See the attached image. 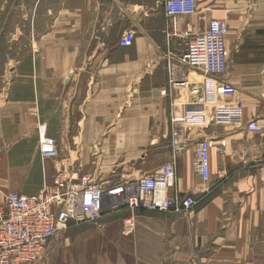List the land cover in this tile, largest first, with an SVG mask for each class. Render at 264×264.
I'll return each mask as SVG.
<instances>
[{"label": "crops", "instance_id": "0c3cea01", "mask_svg": "<svg viewBox=\"0 0 264 264\" xmlns=\"http://www.w3.org/2000/svg\"><path fill=\"white\" fill-rule=\"evenodd\" d=\"M164 1L31 0L32 41L0 88V215L6 195L40 193L62 166L138 178L174 160L175 190L197 205L188 215L138 211L127 254L137 264H264L261 136L215 124L174 132L171 118L192 103L188 87L203 75L188 72L189 85L177 90L167 70L184 53L186 32L223 21L222 81L237 90L244 123L264 119V0H198V15L179 19L180 37L169 40ZM128 31L134 43L118 47ZM41 126L52 146L41 144ZM221 138L228 155L210 152L205 185L192 169L196 144ZM51 149L56 158L42 157Z\"/></svg>", "mask_w": 264, "mask_h": 264}, {"label": "built area", "instance_id": "2783aa9c", "mask_svg": "<svg viewBox=\"0 0 264 264\" xmlns=\"http://www.w3.org/2000/svg\"><path fill=\"white\" fill-rule=\"evenodd\" d=\"M198 0H165L163 11L169 25L168 40L179 38L178 21L198 15ZM226 23L210 19L203 31L185 33L184 53L167 62L168 83L177 90L189 85L188 72L203 75L198 83L189 85L192 103L183 106L177 117L171 118L174 132L183 128H202L208 125H228L245 128L262 138L264 150V119L244 123L243 105L237 90L222 81L226 73L228 50ZM134 43V33L125 32L117 45L128 48ZM172 54L170 53L169 56ZM162 91L161 95H165ZM39 128L40 142L52 146L53 140ZM228 155L226 139H200L196 144L192 169L206 185L210 182V152ZM54 150L42 155L56 158ZM264 182V156L259 165ZM176 165L172 160L156 174L138 178L110 175L93 177L67 172L62 166L38 194L9 193L4 197V210L0 215V264H37L55 236L72 225L97 224L106 216L128 212L122 220L125 235L135 227V214L140 210L188 215L196 207L193 195H181L176 189ZM173 190L172 196L167 191Z\"/></svg>", "mask_w": 264, "mask_h": 264}, {"label": "rangeland", "instance_id": "374dc122", "mask_svg": "<svg viewBox=\"0 0 264 264\" xmlns=\"http://www.w3.org/2000/svg\"><path fill=\"white\" fill-rule=\"evenodd\" d=\"M30 4L31 0H0V88L7 87L15 61L23 59L24 43L32 41ZM122 218L116 213L97 224L68 227L50 240L37 264H137L127 254L135 247V235L124 234ZM142 259L146 262L139 264H147L152 257Z\"/></svg>", "mask_w": 264, "mask_h": 264}]
</instances>
